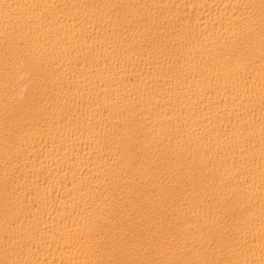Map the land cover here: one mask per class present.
Here are the masks:
<instances>
[{
	"label": "bare ground",
	"instance_id": "1",
	"mask_svg": "<svg viewBox=\"0 0 264 264\" xmlns=\"http://www.w3.org/2000/svg\"><path fill=\"white\" fill-rule=\"evenodd\" d=\"M0 264H264V0H0Z\"/></svg>",
	"mask_w": 264,
	"mask_h": 264
}]
</instances>
